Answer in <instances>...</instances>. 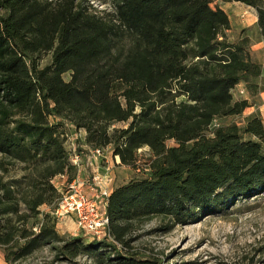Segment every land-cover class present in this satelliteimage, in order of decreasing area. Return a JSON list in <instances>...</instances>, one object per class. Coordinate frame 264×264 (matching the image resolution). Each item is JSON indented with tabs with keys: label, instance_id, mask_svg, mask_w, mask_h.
Returning a JSON list of instances; mask_svg holds the SVG:
<instances>
[{
	"label": "trees",
	"instance_id": "obj_1",
	"mask_svg": "<svg viewBox=\"0 0 264 264\" xmlns=\"http://www.w3.org/2000/svg\"><path fill=\"white\" fill-rule=\"evenodd\" d=\"M213 1L110 0L112 9L98 10L86 0H0V249L8 264L44 248L60 261L163 264L131 250L142 222L187 224L264 192L261 116L221 121L252 105L233 91L243 84L258 95L263 64L248 36L229 38L230 18ZM218 1L255 8L264 37V0ZM42 53H51L44 65ZM72 129L139 171V151L150 152L147 171L109 197L112 239L57 229L54 180L76 175L66 149Z\"/></svg>",
	"mask_w": 264,
	"mask_h": 264
},
{
	"label": "rangeland",
	"instance_id": "obj_2",
	"mask_svg": "<svg viewBox=\"0 0 264 264\" xmlns=\"http://www.w3.org/2000/svg\"><path fill=\"white\" fill-rule=\"evenodd\" d=\"M84 1V0H80ZM98 10L112 9L110 0H86ZM213 8L220 7L226 11L230 18L231 26L227 30L229 38L233 41L243 36H248L251 41V51L255 60L264 63V47L259 43L264 39L261 35L256 17V9L243 2L213 1ZM263 45V44H261ZM51 53H42V65L50 61ZM236 99L244 97L235 88ZM247 93H249L247 91ZM250 102L255 107L254 113H259L262 120L264 116L258 106L261 104L259 94L252 96ZM244 116L234 115L221 119L222 122H244ZM264 121V120H263ZM116 127L126 126L125 122L115 123ZM113 126V127H114ZM74 129L71 130V133ZM110 163L113 165L115 177L114 188L126 183L130 179L145 173L147 162L150 158L148 148L139 151V168L116 164L113 147L107 146ZM19 166H15L9 175L19 174ZM1 177V170H0ZM7 177V176H5ZM256 197V198H255ZM47 209V206H45ZM75 226L71 223L57 224L58 231L66 236H75ZM77 236L85 240L93 237L83 230ZM131 250L140 255H155L164 259L163 264H264V192L249 200H240L229 206L225 211L204 215L187 224H175L164 217H155L142 222L137 230L130 235ZM86 264L91 259L88 256H79L71 261L54 260V251L49 248L36 252L27 260L26 264ZM0 264H8L0 249Z\"/></svg>",
	"mask_w": 264,
	"mask_h": 264
},
{
	"label": "built area",
	"instance_id": "obj_3",
	"mask_svg": "<svg viewBox=\"0 0 264 264\" xmlns=\"http://www.w3.org/2000/svg\"><path fill=\"white\" fill-rule=\"evenodd\" d=\"M239 92L247 94L244 87L239 88ZM66 149L71 164L76 168V175L72 179L66 174L57 176L56 179L61 181L59 186L54 180L61 191L52 211L57 224L70 220L75 226V235L83 230L98 240L112 239L108 201L114 190L115 177L107 148L87 145L85 131L74 129L67 136ZM114 160L120 164L118 155H114Z\"/></svg>",
	"mask_w": 264,
	"mask_h": 264
},
{
	"label": "crops",
	"instance_id": "obj_4",
	"mask_svg": "<svg viewBox=\"0 0 264 264\" xmlns=\"http://www.w3.org/2000/svg\"><path fill=\"white\" fill-rule=\"evenodd\" d=\"M255 21H257V17H256ZM261 44H263V45H261ZM259 45L264 47V39L259 43ZM260 85H261V89H260V92L258 94H259L260 99H261V102H260L261 104L258 106V108L260 109V111H264V63H263V74L260 78ZM238 87L241 88V87H244V85L240 84ZM243 96H244V98H247L249 100L252 97V96H250L249 93H247ZM254 112H255V107H254V105H251V106L247 107V109L244 111L243 116H244V118H246L247 116H249L250 114H252ZM261 114L264 116V113H261ZM244 121H245V119H244ZM55 183L57 184V186H59L61 184V181L59 179H56ZM43 209H45V206L43 207ZM47 209H48V207H47ZM68 222H71L73 224V222L70 220H67L65 223H68Z\"/></svg>",
	"mask_w": 264,
	"mask_h": 264
}]
</instances>
